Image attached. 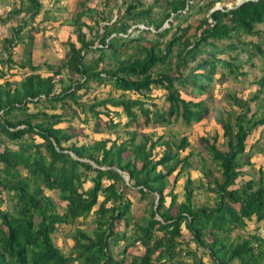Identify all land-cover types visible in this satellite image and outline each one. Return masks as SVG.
Segmentation results:
<instances>
[{
	"label": "trees",
	"instance_id": "obj_1",
	"mask_svg": "<svg viewBox=\"0 0 264 264\" xmlns=\"http://www.w3.org/2000/svg\"><path fill=\"white\" fill-rule=\"evenodd\" d=\"M24 1L0 15V24L21 15L2 39L1 67L28 70L16 81L0 82V264H202L199 250L213 264H264V230L263 235L258 226L244 230V220L262 221L264 229V171L254 169L250 160L262 151V143L257 138L245 150L247 136L259 126L264 128V71L255 80L257 88L251 96L227 95L237 108L215 117L222 148L216 145V132L211 138L198 137L214 164L215 173L201 157L205 189L214 193L211 204L193 202L194 187L187 172L183 199L176 200L173 185L182 169L190 166L191 152L179 157V151L189 145L187 135L173 138L167 128L174 123L188 126L207 112L205 100L193 99L209 90L217 66L233 77L245 75L234 51L237 47H243L246 59L256 53L264 67V0H242L220 8L214 7L220 0L147 4L111 0L113 16L111 8L96 11L80 0L68 21L77 45L67 37L62 63L55 68L49 65L51 72L45 76L31 63L33 32L39 28L30 24L39 14L41 1ZM191 14L199 16L194 25L186 22ZM46 20L44 11L39 22ZM25 25L30 26L24 30ZM190 27L191 34L187 33ZM253 35L257 41L240 40ZM19 43L22 56L16 61L12 55ZM225 51L234 53L217 57ZM197 59L185 73V66ZM5 71L0 68V78ZM55 76H60L57 92ZM91 84H109L119 94L81 101ZM153 88L164 90L161 108L150 101ZM30 106L37 109L30 111ZM108 106L120 107L114 114L123 115L125 122H113ZM74 117L82 122L90 117L92 131L114 137L77 144L66 127L59 126ZM141 124L164 127L165 132L155 136L137 132L134 128ZM121 125L134 128L124 130L121 137ZM250 171H257L256 178ZM119 172L127 174L128 184ZM246 172L250 177L239 180ZM85 182L90 185L85 187ZM125 189L137 192L138 200L146 198L139 216L131 212ZM89 215L93 216L91 229H80L76 222H85ZM118 222L123 223L121 232L115 229ZM59 225H73L66 253L53 241ZM183 232L189 239L181 248ZM119 240L126 243L114 251ZM136 243L142 252L130 254L126 263L127 245Z\"/></svg>",
	"mask_w": 264,
	"mask_h": 264
},
{
	"label": "rangeland",
	"instance_id": "obj_2",
	"mask_svg": "<svg viewBox=\"0 0 264 264\" xmlns=\"http://www.w3.org/2000/svg\"><path fill=\"white\" fill-rule=\"evenodd\" d=\"M24 0H22L23 2ZM41 1V8L39 10V14L36 15L34 18L33 23L30 25H37L39 30L36 32H33V48L31 52V63L37 64L39 66V70L37 71L40 73L41 76H45L50 74L51 70L47 69L49 65H52L54 68L58 65H60L64 59L66 46L64 45V41L68 38H70L72 41L75 42V34L73 33L72 25L65 24L68 23L71 16L74 15L75 11L79 8V2L80 0H40ZM144 4H147L151 0H143ZM236 0H220L217 3H215L214 7H221V6H228L235 3ZM8 3V5L11 7L19 6L21 0H6L2 1L0 0V8H2V5L4 3ZM25 2V1H24ZM105 2V3H104ZM87 8H93L96 11H100L102 7H104V10H107L108 8L112 9V16L115 12V9L113 6V1L107 0H86L85 5ZM5 8L3 9V11ZM46 11V15H48V21L45 23L39 22V19L41 17V14ZM6 12V11H5ZM1 12V14L5 13ZM88 13V12H85ZM93 17L99 18L98 13H93ZM21 15L13 16L11 20L7 21L4 24H0V51H1V43L4 36L9 35V27L15 26L16 23L20 20ZM196 15L189 16L185 21L188 23H192V25L196 24L197 22ZM82 20H85L88 24H92L91 21L89 22L87 18L82 17ZM58 22H62V24L58 25ZM102 21H99V25L101 26ZM181 24H185V22L181 21ZM30 25H25L24 30H26ZM67 25V26H66ZM167 24H164L163 26H166ZM98 27V26H97ZM23 30V31H24ZM84 32H86V28H83ZM130 31V29H129ZM193 29L190 27L188 29L187 33L191 34ZM136 32V31H135ZM147 36H151V34H147ZM257 36H243L240 38V40H256ZM220 43V42H219ZM77 45V43L75 42ZM247 45H245L244 48H246ZM264 48V45H263ZM21 49L22 44L19 43L17 46L14 47V55H12L13 59L18 61L21 56ZM250 48H247L249 50ZM234 51H237V59L239 60V63L242 64L241 69L245 70V75H239L236 77H233L231 74L227 73L224 68H220L219 66L216 67V73L214 75V79L211 83V86L209 87V90L202 94L201 96H198L194 98L193 100H199L203 99L206 102L207 105V112L203 114L201 119L196 122H192L190 125H182L181 123H174L170 124L167 128L170 131V135L173 138H179L180 135H187V139L189 142V145L186 146L183 150L179 151V157L185 156L187 153H190L189 161L190 166L188 168H183L182 173L178 176L179 178L173 185V191L176 193V200L180 201L183 199V188L182 184L185 179L186 172L189 174L191 178V186L194 187V194H193V202L197 205L199 204H211L214 202V193L210 192L205 189V176L203 175L201 169V157L204 158V163L209 166L213 172L214 171V164L210 161L209 156L206 154L205 150L203 149L202 145L200 144L198 137L207 135L211 138V135L217 133V146L219 148H222L220 142L223 140L221 136V129L219 128L218 124L215 122V117L217 115L224 116L225 111H227L229 108L236 109L237 107L231 104V101H229L227 95L235 94L236 96L247 98L251 96L254 92V90L257 88V85L255 84V80L258 79V77L263 73L264 67L261 64V60L258 57L256 53H253V55L249 58L247 57L245 53H243V47L239 48L237 47L234 49ZM251 51H254L251 48ZM234 52L232 51H225L222 54H218L217 57L220 58H228L229 56H232ZM249 58V59H248ZM209 59V58H207ZM245 59V63L244 62ZM197 60L188 63L185 68L184 72L187 73L193 66L195 65ZM0 68L2 70H6L5 66L0 65ZM197 71V69H193ZM199 70V69H198ZM27 68H17L12 67L5 71V76L3 78H0V82L3 79H8L10 81H16L21 78V76L27 72ZM224 76V78H222ZM60 76L54 77V91L57 92L60 88V82H58V79ZM221 79V81H219ZM82 90H79L78 93L81 94ZM108 93L117 96L119 94V91L114 90L109 84L104 85H95L91 84V88L82 93L80 100H86L89 101L92 96L95 97H104ZM150 101L155 103L157 107L161 108L163 102H164V90L153 88L149 93ZM131 97H135V93H129ZM183 98L188 99L185 95H181ZM147 100V104H148ZM73 107H76L72 104ZM251 110L254 109L255 105L254 102L250 103ZM37 107L30 106V111H35ZM79 109L76 107V110ZM109 115L113 122L119 121L120 123H124L126 118L123 115H120V117L116 116L114 112H120V107H111L108 106ZM48 111H51L48 109ZM57 112L60 111L59 108L56 109ZM82 114L80 113L79 117ZM101 119L105 120L106 116L103 114H100ZM94 120L90 117L87 118L86 122H82L79 118L74 117L72 119H67L65 122H62L59 124L60 127H66L68 132L72 134V137L70 140L75 141L77 144H80L81 142H89L94 139H100V138H113L114 134H108L106 131L96 133L92 131ZM134 127H127L123 128L122 125L119 126V133L122 137V133L124 130L127 129H133ZM137 132H154L155 135H159L162 132H165L164 127H152L141 124L138 127L134 128ZM216 132V133H215ZM259 140V144L262 143V151L260 153H255L251 156V162L253 165V168L256 169L257 167H261V170L264 171V128L259 126L257 127L253 132H251L247 139L245 140V150L249 147V145L257 139ZM37 141H40L39 138H36ZM12 148L15 147L13 144H8ZM159 149V148H156ZM244 169L249 170L252 169L250 166H245ZM253 172V175L256 178L257 171H250ZM120 176L123 178L124 182L128 184L127 182V174L125 172H119ZM251 174L249 173H243L240 176L239 180L248 179ZM103 182L106 183L107 181L103 179ZM89 182H85L84 186H89ZM171 185V180L167 181L166 186L169 187ZM211 187L213 185H210ZM46 193H51L46 191ZM125 195L130 199L131 205L130 209L131 212L135 216H139L142 212L141 209L146 206V198L138 200V193L134 192L133 190H126L125 189ZM146 197V195H145ZM98 199H101V196L98 197ZM56 200V199H55ZM168 201V198L166 199ZM167 201L164 203V206L167 204ZM63 204V202H61ZM58 210L61 211V209L58 207ZM93 216L89 215L86 217L85 222H76L77 226L80 229H91L92 225L90 224L91 219ZM79 220V219H78ZM246 223V229L245 231H253L252 228L254 226H258L259 233L263 235V222L259 221L254 223L252 220H244ZM73 225H59L57 227V230L53 233V241L55 244H57L64 253L67 252L69 247L72 244V239L70 238V235L68 234L70 230L73 229ZM115 229L120 231L123 229V223L118 222V224L115 226ZM127 230V234H129L131 230V226H128L125 228ZM183 230V229H182ZM245 231H241V233H245ZM184 238H182L181 248H184L186 239H189V236L186 234V232H183ZM126 243L125 240H119L116 247L113 248L114 251L119 250L124 244ZM193 244L190 243V246ZM142 252V247L136 243L134 245H127L126 252L124 254L125 262L130 261V256L132 254L139 255ZM131 254V255H130ZM198 255H202V264H213L212 260L204 253L202 250H199ZM183 255H178L177 259H183ZM188 260V259H187Z\"/></svg>",
	"mask_w": 264,
	"mask_h": 264
},
{
	"label": "crops",
	"instance_id": "obj_3",
	"mask_svg": "<svg viewBox=\"0 0 264 264\" xmlns=\"http://www.w3.org/2000/svg\"><path fill=\"white\" fill-rule=\"evenodd\" d=\"M2 1H6V0H2ZM5 8V10L3 11V9ZM10 8H12V6L10 7L9 5H8V3L6 2V3H4L3 5H2V8H0V15L1 16H4V14L10 9ZM6 11V12H5ZM1 12H5V13H3V14H1ZM48 20H46V21H44L43 23H45V22H47ZM59 24H62V22H58V25ZM65 24H69V23H65ZM67 26V25H66ZM32 58V57H31Z\"/></svg>",
	"mask_w": 264,
	"mask_h": 264
},
{
	"label": "clouds",
	"instance_id": "obj_4",
	"mask_svg": "<svg viewBox=\"0 0 264 264\" xmlns=\"http://www.w3.org/2000/svg\"><path fill=\"white\" fill-rule=\"evenodd\" d=\"M240 1H242V0H236L235 1V4L237 5ZM230 5H228V7H229ZM220 8V7H219Z\"/></svg>",
	"mask_w": 264,
	"mask_h": 264
}]
</instances>
